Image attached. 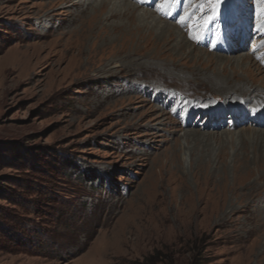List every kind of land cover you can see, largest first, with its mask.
<instances>
[{
    "label": "rangeland",
    "instance_id": "1",
    "mask_svg": "<svg viewBox=\"0 0 264 264\" xmlns=\"http://www.w3.org/2000/svg\"><path fill=\"white\" fill-rule=\"evenodd\" d=\"M60 2L0 0V264H264V115L209 94L200 75L218 69L174 42L76 68L62 45L82 24ZM161 3L145 8L195 48L264 71V1ZM179 143L183 160L168 163ZM215 198L237 209L220 224Z\"/></svg>",
    "mask_w": 264,
    "mask_h": 264
},
{
    "label": "bare ground",
    "instance_id": "2",
    "mask_svg": "<svg viewBox=\"0 0 264 264\" xmlns=\"http://www.w3.org/2000/svg\"><path fill=\"white\" fill-rule=\"evenodd\" d=\"M148 1L149 0H142L140 5H136L131 2L123 4V2L119 0H67V2L66 0H62V2H60L61 4L66 2V4H69V8L74 7L78 10V21L82 24L79 31H72L73 35H75L74 39L69 40L66 45H62L63 50L71 53L69 62L73 63V66L77 68L83 56L86 60V65L89 64L93 67L94 63L92 61L98 55L113 54L117 56V58H124L150 49L156 50L158 53L169 52L170 49L168 46L174 42L172 50L177 51V54L179 53V57L182 59L193 52V60L199 62L203 61V65L215 66L218 69V71L212 74L200 75L201 84L208 88L209 94L222 95L227 105L236 106L241 110L245 107V103L241 100H247V104H250L246 107L252 110V112L250 111V113L253 114L252 117L264 115L260 114V112L264 113V111H262L264 108L261 109V105L264 104V78L261 75L264 71L256 70V68L252 67L250 56L249 62H247V57L241 58L239 56L237 58H228L224 55H213L195 48L192 44L193 40H195L193 35L186 34L184 32L185 30L183 31V29L157 16L158 12L146 9L145 7ZM258 1L262 2L264 0ZM194 20L195 17L189 19L187 26L191 25ZM230 61H233L231 64L232 72L230 75H226L224 67ZM108 65L110 64L104 65V67L98 71L99 73L97 72L98 75L104 76V74L108 73L110 70ZM240 71L241 74L239 73ZM161 99L165 100L163 94L160 95V100ZM212 111L215 112L216 110ZM237 111L238 110L235 108L228 114V117H230L229 119H231L230 122L236 121L235 127L241 123L234 117L236 113H239ZM200 113H198L200 115H196V118L206 117L208 122L212 120L209 114L205 116L204 114L206 113L201 111ZM224 114L225 111H223V115ZM223 115H217L214 119L218 120L219 117H223ZM214 119V124L221 121H216ZM250 121L254 127H259L257 126L258 122L253 119H250ZM262 122H264V116ZM220 125L221 124L218 126L220 127ZM207 126L211 127L212 124H208ZM262 133L261 131H257L256 134ZM198 134L199 133L195 130H185L182 135L184 143L188 142L190 138L193 139V141L194 139L199 141L200 136ZM184 143H179L176 146L177 148L171 151L170 157L167 159L168 163H175L183 160L184 154L181 156V152L184 151ZM198 160L201 161L202 159L198 157ZM222 202L224 201H221L220 198H215L210 205L211 220L216 224L223 223V217L226 218L229 213H234L235 210H237L236 207L230 206L228 213L225 212L226 210L223 206L225 203ZM89 256L91 257L92 264H98V256L95 257L94 254H89Z\"/></svg>",
    "mask_w": 264,
    "mask_h": 264
},
{
    "label": "snow or ice",
    "instance_id": "3",
    "mask_svg": "<svg viewBox=\"0 0 264 264\" xmlns=\"http://www.w3.org/2000/svg\"><path fill=\"white\" fill-rule=\"evenodd\" d=\"M207 3L211 4L212 3V0H206ZM218 2V0H217ZM175 3V0H162V3L160 5V9L159 10H164L168 7H171V5ZM198 7H203V4H200L198 5ZM188 19H191V15H189ZM180 23H184L185 21L184 20H181V21H178ZM197 25H193V27H196Z\"/></svg>",
    "mask_w": 264,
    "mask_h": 264
}]
</instances>
